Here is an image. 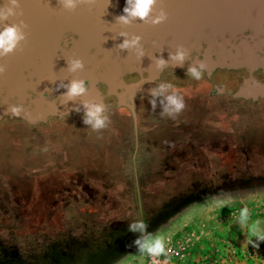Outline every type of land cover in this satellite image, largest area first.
<instances>
[{"label": "water", "instance_id": "1", "mask_svg": "<svg viewBox=\"0 0 264 264\" xmlns=\"http://www.w3.org/2000/svg\"><path fill=\"white\" fill-rule=\"evenodd\" d=\"M20 5L7 23L27 24L28 39L0 60V264H149L202 218L264 206V0H158L166 23L128 27L117 23L126 0ZM122 31L143 38L141 60L118 49ZM181 46L183 67L155 68ZM73 58L83 71L67 70ZM200 63L196 81L186 70ZM73 79L106 107L99 133L80 100L60 98ZM161 81L184 97L175 118L149 103ZM138 220L144 232H129ZM137 238L163 250L140 251Z\"/></svg>", "mask_w": 264, "mask_h": 264}, {"label": "clouds", "instance_id": "2", "mask_svg": "<svg viewBox=\"0 0 264 264\" xmlns=\"http://www.w3.org/2000/svg\"><path fill=\"white\" fill-rule=\"evenodd\" d=\"M61 8L66 12H74L80 6L92 7L96 4V0H59ZM110 4V0H108ZM158 0H126V6L123 9V15L117 17V23L121 26L128 27L136 22L150 23L152 26H159L166 23L168 14L164 9L156 12ZM20 0H8V5L0 10V23H3V28L0 29V60H5L7 57L14 55L21 49L22 45L27 41L26 29L28 25L21 22L19 24L7 23L9 19L15 16L16 9L20 8ZM120 36L124 37L123 43L118 45L119 50H127L129 54H135L137 59H142L146 54L144 52L143 38L139 35H132L126 31H122ZM189 53L184 47H178L174 53L170 54L169 60L163 58L153 59L155 68L163 72L171 63L173 68L183 67L188 61ZM68 71L77 73L83 71L85 64L83 60L73 58L68 60ZM206 65L200 63L193 64L187 70V76L199 81L202 79ZM6 64L0 63V77L6 75ZM145 82H141L142 86ZM61 88L66 89L63 98L64 103L75 102L80 100L83 103L84 116L83 123L92 132L99 133L105 129L109 123V117L106 114V107L103 104L92 103L83 100L90 91V86L85 80L73 79L70 83L60 84ZM151 108L155 111L158 107L161 109L159 116L161 118H175L185 109V100L182 95L177 93L172 83L161 81L156 84V87L149 89ZM8 111L14 116H21L24 112L23 105H11ZM79 112L80 108L77 107ZM247 210H241V217L246 215ZM146 225L142 220L135 221L128 225V231L132 233H143ZM131 246H138L140 251L147 252L151 256H156L163 250V244L160 239L149 240L137 238Z\"/></svg>", "mask_w": 264, "mask_h": 264}, {"label": "crops", "instance_id": "3", "mask_svg": "<svg viewBox=\"0 0 264 264\" xmlns=\"http://www.w3.org/2000/svg\"><path fill=\"white\" fill-rule=\"evenodd\" d=\"M233 210L202 218L197 225L177 243L189 246V254L176 264H199L219 251L230 248L239 255L234 264H264V206ZM247 252L251 258L240 259Z\"/></svg>", "mask_w": 264, "mask_h": 264}, {"label": "built area", "instance_id": "4", "mask_svg": "<svg viewBox=\"0 0 264 264\" xmlns=\"http://www.w3.org/2000/svg\"><path fill=\"white\" fill-rule=\"evenodd\" d=\"M189 254V246L186 243L179 242L168 247L166 253L152 259L149 264H176ZM252 252H247L240 256V259L253 257ZM239 255L230 248L219 251L216 256L202 260L199 264H234Z\"/></svg>", "mask_w": 264, "mask_h": 264}]
</instances>
